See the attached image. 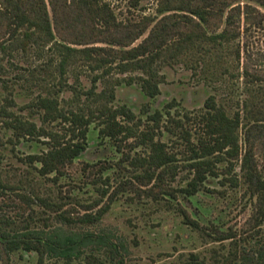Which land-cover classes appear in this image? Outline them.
I'll use <instances>...</instances> for the list:
<instances>
[{
	"label": "trees",
	"instance_id": "obj_1",
	"mask_svg": "<svg viewBox=\"0 0 264 264\" xmlns=\"http://www.w3.org/2000/svg\"><path fill=\"white\" fill-rule=\"evenodd\" d=\"M141 2L131 0V5L138 7ZM260 7L264 8V0H157L154 14L123 19L107 0H0V80L9 87L24 78V70L27 79L44 74L46 82L44 91L21 109H14L13 92L4 96L0 126L8 130L13 150L24 140L46 144L22 160L55 181L68 175V167L87 150L95 129L99 144L111 141L122 154L120 165L133 166L120 181L122 188H133L136 181L138 190L148 196L176 198L181 193L193 203L203 191L218 192L209 183L212 179L219 186L246 184L254 204L250 227L243 236L212 227L216 241L230 239L235 244L215 264H264V171L255 152L258 141L264 140V89L258 90L263 97L257 102L243 96L234 103L232 96L213 93L201 110L178 115L176 100L140 114L127 103H116V89L122 84H138L146 96L156 98L165 80L161 66L181 61L186 54L192 58L195 75L208 71L213 59L225 62L216 82L228 75L251 76L252 82L255 76L248 65H242V15L249 22L256 14V27L264 28ZM16 55L27 59V64L16 62ZM84 73L90 77L88 87L80 79ZM66 92L71 95L66 97ZM25 109L29 115L20 111ZM165 135L170 139H163ZM102 163L95 175L109 185L114 165L108 160ZM183 171L187 172L184 183L174 186ZM17 186L21 185H13L0 172L2 202L14 192L33 210L39 200L49 210L48 218L58 224L33 228L27 223L21 228L4 211L12 203H1L0 242L7 254L36 253L38 264H125L129 250L120 236L86 228L99 223L114 200L112 196L101 205L108 193L105 187L102 197L85 205L81 213L75 205L65 208L62 201L35 191L20 192ZM179 210L185 223L213 236L186 208ZM24 220L29 222L27 217ZM192 256L197 264H204Z\"/></svg>",
	"mask_w": 264,
	"mask_h": 264
},
{
	"label": "rangeland",
	"instance_id": "obj_2",
	"mask_svg": "<svg viewBox=\"0 0 264 264\" xmlns=\"http://www.w3.org/2000/svg\"><path fill=\"white\" fill-rule=\"evenodd\" d=\"M107 1L123 19L138 18L145 13L154 14L157 5V0H142L141 6L138 7H133L131 0ZM259 9L264 12L263 7ZM247 21L243 14L242 65H248L250 74L252 77L255 76L252 82L251 76L231 78L229 75L216 82L215 79L220 75L225 62L213 59L209 62L208 71L195 75L190 68L192 58L186 54L181 61L161 66L165 80L161 84V93L156 98L146 96L138 84H122L116 89V103H127L140 114L148 109L162 108L167 102L176 100L179 105L174 112L178 115L201 110L208 96L213 93H217L219 97L232 96L235 99L234 103L243 96H250L255 102L261 100L263 94H259L258 90L260 87L264 89V28L256 27V14L250 15L249 22ZM13 59L21 65L27 64V59L20 55ZM2 61L9 66L7 59ZM21 74L24 78L13 81L9 87L0 80V105L3 97L10 91L17 101L15 110L21 109L39 92L44 91L46 85L43 80L44 74L29 79L27 71L23 70ZM80 79L84 87L91 85L88 74H81ZM74 80L75 76L72 75L70 81ZM70 95V92L65 93L66 97ZM20 111L30 114L28 109ZM35 115L38 118V114ZM8 138V130L0 126V172L2 177L9 179L13 185H21L17 186L20 187L17 188L18 191L28 193L35 191L41 197L51 196L54 200L65 203V208L75 205L77 210L83 213L85 205L102 197L103 187L108 190L101 205L110 201V197L113 196L114 200L110 202L109 210L99 223L86 228L94 231H111L120 236L129 250L125 264H197V261L192 260V255H197L198 261H204V264H215V259L229 254L230 249L235 248V244L230 239L224 242L216 241L215 230L211 229L219 228L225 231L231 229L237 231V235L243 236L250 227L249 219L253 214L254 204L250 193L247 192L246 184L242 183L237 187L219 186L217 181L212 179L209 183L217 187L218 192L203 191L194 198L193 203L181 193L176 198L148 196L143 190H138L136 181L133 188L129 186L122 188L119 183L130 175L128 170H132L133 166L129 162L120 165L119 159L122 154L115 151L111 141L99 144L101 140L98 139L95 129L90 133L87 150L68 167V175L55 181L40 176L34 166L22 160L26 154L42 151L46 144L37 140H24L18 144L16 150H13V144ZM163 139L169 140L170 135H165ZM243 146L245 147L244 144ZM179 148L180 145H177L174 150L178 151ZM139 151L144 152L141 148ZM255 152L259 166L264 171V140L258 141ZM131 154L137 155L135 151ZM104 160L111 161L114 165V168L109 170L113 177L109 185L104 184L103 180L95 175ZM86 163H95L97 166H88ZM186 174V171L181 172L173 185H182ZM10 194L12 197H5L4 202L0 200V204L12 203L9 204L12 206H5L4 211L16 219L21 228L27 223L33 228H47L58 224L55 218H48L49 210L43 207L39 200L33 204L32 210L27 202L14 192ZM180 207L186 208L192 217L206 227V230L214 233L213 236L185 223ZM29 214L34 218H30ZM26 217L29 218V222L24 220ZM241 247L243 245L239 242L238 248ZM37 261L38 255L28 251L7 254L0 242V264H38Z\"/></svg>",
	"mask_w": 264,
	"mask_h": 264
}]
</instances>
